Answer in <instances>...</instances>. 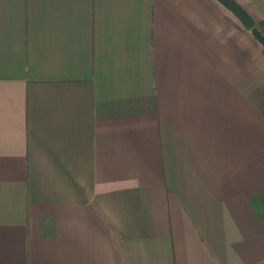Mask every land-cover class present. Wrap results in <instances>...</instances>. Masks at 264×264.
Masks as SVG:
<instances>
[{
  "label": "crops",
  "instance_id": "0c3cea01",
  "mask_svg": "<svg viewBox=\"0 0 264 264\" xmlns=\"http://www.w3.org/2000/svg\"><path fill=\"white\" fill-rule=\"evenodd\" d=\"M225 9L0 0V264H264V51Z\"/></svg>",
  "mask_w": 264,
  "mask_h": 264
},
{
  "label": "water",
  "instance_id": "95a60500",
  "mask_svg": "<svg viewBox=\"0 0 264 264\" xmlns=\"http://www.w3.org/2000/svg\"><path fill=\"white\" fill-rule=\"evenodd\" d=\"M224 8L242 24L243 28L250 30L251 34L264 47V33L256 26V20L250 12L237 0H217Z\"/></svg>",
  "mask_w": 264,
  "mask_h": 264
},
{
  "label": "trees",
  "instance_id": "16d2710c",
  "mask_svg": "<svg viewBox=\"0 0 264 264\" xmlns=\"http://www.w3.org/2000/svg\"><path fill=\"white\" fill-rule=\"evenodd\" d=\"M214 4H216V6H220L221 8L225 9L221 4H219V2L217 0H211ZM226 10V9H225ZM232 21V19H229ZM237 22V21H236ZM236 25L238 26V29L243 30V32L251 39V41H253L257 46H259L263 51H264V47L255 40V38L253 37V35L251 34L250 30H247L245 28H243L242 24L238 21L236 23ZM257 28H259L261 30V32L264 33V30L262 28H260V25H258L256 23Z\"/></svg>",
  "mask_w": 264,
  "mask_h": 264
}]
</instances>
